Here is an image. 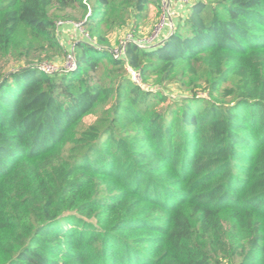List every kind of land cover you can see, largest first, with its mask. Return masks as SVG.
Wrapping results in <instances>:
<instances>
[{"label": "trees", "instance_id": "trees-1", "mask_svg": "<svg viewBox=\"0 0 264 264\" xmlns=\"http://www.w3.org/2000/svg\"><path fill=\"white\" fill-rule=\"evenodd\" d=\"M159 1L0 0V264H264V0H197L115 57ZM69 8L87 36L47 74Z\"/></svg>", "mask_w": 264, "mask_h": 264}, {"label": "rangeland", "instance_id": "rangeland-1", "mask_svg": "<svg viewBox=\"0 0 264 264\" xmlns=\"http://www.w3.org/2000/svg\"><path fill=\"white\" fill-rule=\"evenodd\" d=\"M195 1L197 0H171L169 9L164 7V5L161 3V0L159 1L161 6H158L156 4H151L148 17L146 19H143V21H141L140 28L135 32L137 37L142 38V37H149L150 35H152V33L157 28V26H159L162 17L164 16V14H166L167 24L163 26L161 37L157 41V43H155V46L161 45V43L174 32L175 25L177 24V22L180 20V18L186 16V14L188 13V7ZM68 12L73 14L75 16V19L61 18V20L58 21V24L60 22H63L62 25H59L60 26L59 37L60 40L63 43H65L70 50L72 45L77 40L84 39L85 35H83L81 31L78 29V27L75 25L79 22H82L81 20L82 12L74 8H69ZM69 22H73L75 24H71V23L69 24ZM132 27H133V23H131L125 28L117 29L110 34L113 47L118 48L123 43L126 36L129 33H131L129 30ZM71 50L69 52H71ZM67 56H68V52H66L64 55H62L57 60H55V64L58 65L59 67H63L66 62ZM19 67L20 64H17L10 59H6L3 64V68L7 72L13 70H19L20 69ZM145 86L147 88L161 90L165 94H169L174 98H180L181 96L186 94L185 92L182 91L179 84L176 82L166 85L151 83ZM199 92L203 94L202 91Z\"/></svg>", "mask_w": 264, "mask_h": 264}, {"label": "built area", "instance_id": "built-area-1", "mask_svg": "<svg viewBox=\"0 0 264 264\" xmlns=\"http://www.w3.org/2000/svg\"><path fill=\"white\" fill-rule=\"evenodd\" d=\"M170 1L171 0H161V3L164 5L165 8H170ZM75 24L73 22H69V24ZM63 22H60L58 24L62 25ZM167 24V15L164 14V16L162 17L159 26H157V28L155 29V31L152 33V35H150L149 37H142V38H138L134 35L133 32L129 33L125 40L123 41V43L118 47L115 48L112 52L114 54L115 57L119 58L122 57V54L124 52L125 49V45L127 41H133L136 45H138L140 48L143 49H150V48H155L158 46H155V43H157V41L160 39L161 37V33H162V29L163 26ZM78 29L81 31V33L85 36H87L86 30L83 26V22H79L77 24H75ZM60 27V26H59ZM76 68V57L73 51L68 53L66 62L64 64L63 67H59L58 65H56L54 62H45L42 63L39 66V69H41L42 71H44L47 74H54L56 72H62V71H68V70H74ZM131 75L133 77V79L138 82L141 83V75L139 72L130 69Z\"/></svg>", "mask_w": 264, "mask_h": 264}, {"label": "water", "instance_id": "water-1", "mask_svg": "<svg viewBox=\"0 0 264 264\" xmlns=\"http://www.w3.org/2000/svg\"><path fill=\"white\" fill-rule=\"evenodd\" d=\"M163 42H164V41H163ZM163 42H162V43H163ZM162 43H161V44H162Z\"/></svg>", "mask_w": 264, "mask_h": 264}]
</instances>
